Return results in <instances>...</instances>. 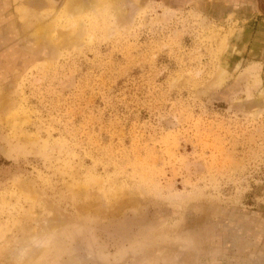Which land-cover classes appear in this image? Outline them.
<instances>
[{"label": "rangeland", "instance_id": "obj_1", "mask_svg": "<svg viewBox=\"0 0 264 264\" xmlns=\"http://www.w3.org/2000/svg\"><path fill=\"white\" fill-rule=\"evenodd\" d=\"M0 264H264V0H0Z\"/></svg>", "mask_w": 264, "mask_h": 264}, {"label": "bare ground", "instance_id": "obj_2", "mask_svg": "<svg viewBox=\"0 0 264 264\" xmlns=\"http://www.w3.org/2000/svg\"><path fill=\"white\" fill-rule=\"evenodd\" d=\"M73 3H70L69 5H68V9H69V12L71 13V14H76L77 12H79L80 11V9H82V8H80L79 7V2H77V1H72ZM87 5V4H86ZM81 6V5H80ZM84 11V10H83ZM26 16V15H25ZM36 18H38V17H36ZM40 32V31H39ZM39 35H37L36 37H38V36H41V38H42V33L40 34V33H38ZM38 39H40V38H38Z\"/></svg>", "mask_w": 264, "mask_h": 264}]
</instances>
